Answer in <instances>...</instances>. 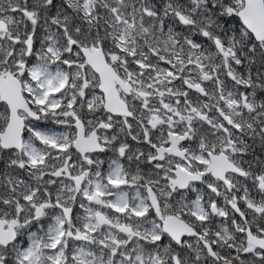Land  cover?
<instances>
[{"label":"snow or ice","instance_id":"obj_1","mask_svg":"<svg viewBox=\"0 0 264 264\" xmlns=\"http://www.w3.org/2000/svg\"><path fill=\"white\" fill-rule=\"evenodd\" d=\"M0 264H264V0H0Z\"/></svg>","mask_w":264,"mask_h":264}]
</instances>
